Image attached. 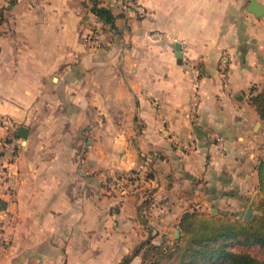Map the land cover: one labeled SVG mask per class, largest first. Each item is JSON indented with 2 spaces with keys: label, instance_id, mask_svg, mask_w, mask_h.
Masks as SVG:
<instances>
[{
  "label": "crops",
  "instance_id": "0c3cea01",
  "mask_svg": "<svg viewBox=\"0 0 264 264\" xmlns=\"http://www.w3.org/2000/svg\"><path fill=\"white\" fill-rule=\"evenodd\" d=\"M137 1L147 14L100 0L121 15L117 29L91 0H15L3 10L0 111L29 130L16 132L21 179L0 264H119L146 239L175 234L185 211L240 208L251 194L264 140L250 101L264 87V15L252 0ZM187 56L203 58L195 117ZM133 168L129 191L109 197L108 175ZM142 263L141 251L129 264Z\"/></svg>",
  "mask_w": 264,
  "mask_h": 264
},
{
  "label": "trees",
  "instance_id": "16d2710c",
  "mask_svg": "<svg viewBox=\"0 0 264 264\" xmlns=\"http://www.w3.org/2000/svg\"><path fill=\"white\" fill-rule=\"evenodd\" d=\"M92 1V11L109 27L117 29L116 19L121 16L115 14L110 7L100 4V0ZM15 1H11L14 3ZM251 103L256 107L264 119V87L257 89L250 97ZM261 183L264 180V159L257 166ZM138 171V170H136ZM150 175V173H149ZM149 199L145 200V203ZM6 202L0 200V208ZM119 206L115 205V212ZM263 213L252 220H230L229 212H209L193 208L185 211L178 223L181 235L172 246H167L165 241L153 242L152 238L146 239L136 247L132 253L122 258L119 264H129L132 258L142 251V264H158L159 257L169 256L175 264H264V256L254 255L245 250L234 249L235 243H258L264 248V207ZM145 221V219H144ZM251 224V229L246 226Z\"/></svg>",
  "mask_w": 264,
  "mask_h": 264
},
{
  "label": "built area",
  "instance_id": "2783aa9c",
  "mask_svg": "<svg viewBox=\"0 0 264 264\" xmlns=\"http://www.w3.org/2000/svg\"><path fill=\"white\" fill-rule=\"evenodd\" d=\"M124 7H130L140 14H147V9L143 7L137 0H121ZM104 30L103 25L92 29L85 37V42L90 46L100 44V36ZM165 35V34H164ZM159 37L163 33H159ZM185 66L190 71L193 77L194 88L192 90V109L190 115L196 116L198 99H199V84L203 71V58L185 57ZM230 63L231 54L228 49L221 52L218 72L221 82L228 87L230 84ZM20 123L11 115L0 111V128L3 134L0 135V200L6 202L4 208H0V255L5 253L10 247L11 240L8 235V227L13 223L14 214L10 209L17 200L19 183L21 179L20 169L18 165L19 151L21 143L16 135ZM138 171H124L121 173L111 174L107 177V185L120 195H125L133 186L135 179L138 178ZM116 213V212H115Z\"/></svg>",
  "mask_w": 264,
  "mask_h": 264
},
{
  "label": "rangeland",
  "instance_id": "374dc122",
  "mask_svg": "<svg viewBox=\"0 0 264 264\" xmlns=\"http://www.w3.org/2000/svg\"><path fill=\"white\" fill-rule=\"evenodd\" d=\"M11 1L13 0H6L4 1L7 4H4L3 2L0 3V17L1 15H3V10L9 8V6H11L13 3H11ZM15 1V0H14ZM2 22V18H0V23ZM104 27V26H103ZM264 130H262L263 133ZM256 146H254V152L256 153V162H255V168L258 170L257 166L260 164L261 160L264 159V140H262L259 144H255ZM254 155V154H253ZM136 169H130V171H133ZM129 171V170H127ZM124 172V171H123ZM107 184H105L106 186ZM252 192L250 195H248V197L245 199V202L242 204V206L240 208H237L235 206H230L229 208H226V210H224V212H229V219L230 220H234L239 218L242 220H252L253 218L260 216L263 213V207H264V180H263V184L261 183V178L259 176L258 173V177L256 178V180L253 182L252 184ZM106 190L108 192L109 197L110 196H116L119 195L117 194L113 188L111 189L110 186H106ZM252 203L253 205V211L252 214L250 216V218L246 219L245 218V213L249 207V205ZM207 211L211 212L210 209H208ZM115 211L113 210V213ZM251 224L246 226L247 230L251 229ZM177 230H179V234H174L171 233L169 236H167V239L164 240L165 244L167 246H172L176 240V238L178 236L181 235V229L179 227V225L176 227ZM163 242V241H162ZM234 249L237 250H245L247 252H251L254 255H258V256H264V248L263 246L259 245L258 243H235L234 244ZM153 259L159 260L158 264H175L174 261L169 260V256H162L159 257V255H153ZM223 264V263H220Z\"/></svg>",
  "mask_w": 264,
  "mask_h": 264
},
{
  "label": "water",
  "instance_id": "95a60500",
  "mask_svg": "<svg viewBox=\"0 0 264 264\" xmlns=\"http://www.w3.org/2000/svg\"><path fill=\"white\" fill-rule=\"evenodd\" d=\"M250 10L255 12L256 14H261V15H264V6L263 5H260L259 3H257L255 0H252L251 1V5H250ZM181 44L178 42L176 43V49L177 50H181ZM181 55V53H180ZM20 130V135L23 136V137H27V134H28V127H26L25 125H22L20 126L19 128ZM252 211H253V205L252 203L249 205L246 213H245V218L248 219L250 218L251 214H252ZM175 234H179V230H176Z\"/></svg>",
  "mask_w": 264,
  "mask_h": 264
}]
</instances>
